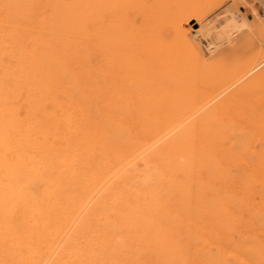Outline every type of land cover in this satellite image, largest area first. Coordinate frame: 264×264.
<instances>
[{"label":"bare ground","instance_id":"6f19581e","mask_svg":"<svg viewBox=\"0 0 264 264\" xmlns=\"http://www.w3.org/2000/svg\"><path fill=\"white\" fill-rule=\"evenodd\" d=\"M146 1L0 0V264H149L152 247L167 249V220L218 215L215 197L201 194L229 184L221 165L233 128L249 133L244 153L264 143V31L221 55L233 63L217 71L189 38L207 0ZM245 25L226 12L216 43H233ZM43 41L53 64L36 50ZM259 156L258 166L232 159L246 173L264 169Z\"/></svg>","mask_w":264,"mask_h":264},{"label":"rangeland","instance_id":"374dc122","mask_svg":"<svg viewBox=\"0 0 264 264\" xmlns=\"http://www.w3.org/2000/svg\"><path fill=\"white\" fill-rule=\"evenodd\" d=\"M148 1L149 0H147L145 2V4ZM256 8H258V9H256ZM49 11H50V9L48 10V12ZM228 11L233 13L234 17H236V20L239 23L246 24L245 25L246 28L244 27L243 30L239 33L240 35L239 34L237 35L236 39L239 41L235 40L233 43H230V44L226 43V42L225 43L223 42L224 44H218V43H216L217 41L214 39L215 35H214L213 27L217 26V23L219 24L220 22L221 23L223 22V16H225L226 12H228ZM201 12H202L201 14L203 15V17L201 15V18H202V19H200L201 21L199 20L198 22L194 21L191 23L192 29L190 31L189 38L193 39V42H194L193 44H194L195 48L197 49V51H198V49L201 50V52H199L200 50L198 52L201 53V57H202L204 63H206V64L208 63L209 65H211V67L215 66L214 68H216L217 71H219V70L223 71V68L225 70V68L226 69L229 68V65L231 66L230 63H233V62H229V60H228V62L225 61L224 64L223 63L221 64V62L219 64V58L221 55L228 53L230 50L233 49L234 45H237L238 42H240L241 40H245L246 37L248 39L254 38V40H256V42H257L263 34L260 31L261 30L264 31V29L261 28V27L264 28V0H207L205 5H203ZM143 15H144L143 16L144 18L142 17L140 23H141L142 27L145 28V29H143L144 34L146 36H148V38H149L150 34H151V26H150L151 20H150V18L152 16V10H150V9L147 10V13H145ZM256 25L258 26V28ZM260 25H261V27H260ZM202 27H204V28H202ZM258 29H260V30H258ZM197 32H199V33H197ZM197 34H199V36ZM208 35H210V36H208ZM252 36H253V38H252ZM41 43L36 47V50L38 52L44 51V53H43L44 57H46V54H47L49 64H53L54 62L52 61V58H51L53 50H52L51 46H49V44L46 41H43ZM216 45H218V48H216ZM66 47H67V49H72L73 45H72V43H69L68 45H65V48ZM234 47H236V46H234ZM41 50H43V51H41ZM213 50H215V51H213ZM225 50H227V51H225ZM221 51L223 53H220ZM203 53H204L205 57H204V55L202 56ZM209 56H210V58H209ZM210 60H212V61H210ZM233 60H235V59H233ZM219 65L220 66L223 65V66H221L222 68ZM237 66H240V64ZM245 83H247V82H245ZM174 104H175V106H174ZM178 104L182 105V106L180 107ZM178 104L176 105V102L171 103V105L173 107V108L171 107V110L173 111L174 114L180 113L181 111L185 110V108H187L189 106V102L185 101V99L183 102L178 103ZM231 113H227V115H226L224 112V114H225L224 117L228 116L225 119H230V118L231 119L232 118L233 119H239V118L240 119H250L248 117H246V118L244 116L242 117V115L237 114V113L233 117V116H231V115H233V112H231ZM228 123H229V125H231L232 121L229 120ZM231 139H233V140H231V143L225 142V140H224V144L226 146H228V148H229V151H230L229 159L232 161H230L229 159H226L224 162L225 164L221 165V168L224 171H226V173H227V177L229 180V181H227V183H229V184L227 185L226 183H222L221 181L215 182L216 184H214V186H216L217 189H216V187H214V189L212 190L213 192L211 193V192H209L210 188H207L201 194V196H202L201 201L204 200L203 202L207 201L206 197L210 198L211 195H213L215 197L213 204H214V207H216V211H218V215H212V218L215 222L212 220V218H211V220H209L207 222L206 218L202 217V214L200 216L188 215V217L186 214H184V216L180 215L179 216L180 218L178 216H174L173 218H170L171 221L167 220L168 222L166 224H164V226L161 228L163 231V234L166 233V235H167L166 236L167 241H168V242H166L167 249L165 250V248H163L161 246V243L158 242L157 245L152 247L150 249V251H148V253H146V258L149 257V259H148L149 264H151L155 261V256L157 258L160 257L162 259L160 262H158V264H179V263L185 264V262H186V264L187 263L188 264H243V262H244V264L245 263L246 264H264V230H263L264 229V208H262V207H264V206H262V205H264V186H263L264 185V181H263L264 169H262L260 167H258V169L256 168V166H258L261 163V161H260L261 159L259 158L261 155L259 156V153L260 154L264 153V143H262L258 140L257 142L253 143V145L250 144L247 146V147H249V149H247V151L244 153L243 150L245 148L246 142L249 140V133L245 129L239 128V126H235V129L233 128V131L231 134ZM252 146H254L255 148H252ZM241 153H242V155H241ZM232 158L234 160L235 159L241 160V159L245 158V160L248 159V160L252 161V164H254L256 166H253L254 168L250 169L251 171L245 173L244 171L239 169L238 166L234 165V163H233L234 160ZM227 166H228V168H227ZM224 167H226V168H224ZM235 168H236V170H235ZM238 170H240V171H238ZM259 171L261 173H259ZM256 173H259V174H256ZM250 174H254V175L259 177L257 179V184H256V182H251L249 180L248 177ZM240 175H242V176H240ZM235 181H236V184H235ZM224 185H226V187H224ZM252 186H253V188H252ZM218 188H219V190H218ZM225 190L227 191L228 194L226 193ZM217 191H220V193ZM251 192L253 193V195ZM243 193H244V196H242ZM229 194H231V195H229ZM248 195H250V197H248ZM233 196H235V197H233ZM238 197H240L241 199ZM257 197H259V199H261L262 201L259 200ZM248 198H250V199H248ZM256 204H257V206H256ZM225 205H226V207H225ZM182 206H183L182 202L176 203V207H178L177 209H180V210H181V208L183 209L184 207H182ZM227 206H229V207H227ZM204 208H205L206 214L209 215L210 214V207L205 206ZM242 211L243 212L245 211V213H243ZM259 211L261 214H259ZM239 213H241V214H239ZM245 214H247V215H245ZM232 216L233 217L236 216V217L233 218ZM197 217H198V219H197ZM176 218H178L179 220ZM194 218L197 219L196 222L193 221ZM235 218H237V219H235ZM217 220H219V221H217ZM251 220H253V221H251ZM172 222H174V223H172ZM175 223L178 225H176ZM255 223H256V225H255ZM170 224L176 225V226H172ZM226 225H228V226L226 227ZM233 226L236 228L238 227V228L237 229L233 228ZM164 227L167 229L165 230ZM258 227H260V228H258ZM217 228L219 230H217ZM170 230H171V232H169ZM212 230H214V231L212 232ZM228 230L229 231L231 230V231L228 232ZM223 231H225L226 233ZM186 232L188 235L186 234ZM195 232H198V234ZM168 233H170V235H168ZM194 234H195V236H194ZM159 235H161L160 232L156 234L157 237ZM179 235H181V236H179ZM189 235H191V236H189ZM177 236H179V237H177ZM186 236H189L190 239H189V237L187 238ZM160 237L161 236H159V238ZM192 237H195V239ZM209 237L212 239H210ZM184 238H185V240H184ZM203 238L205 240L207 239L206 240L207 244L205 243V240H203ZM199 239H200V241H198ZM183 240L186 241L184 246H183V244H184ZM188 240H191V241H188ZM174 241H175V244L177 245V248L176 247L172 248V246L174 245ZM227 241H229V242H227ZM177 243H179V245ZM202 243L203 244L205 243V244L203 245ZM198 244H201L203 247L201 245H200L201 247H199ZM197 246L199 247V249ZM226 246H228V247H226ZM181 247L183 248V250H180V249H182ZM184 247L186 250L184 249ZM192 248L193 249L197 248V250H195V249L193 250ZM224 248H229V249L224 250ZM188 249H189V251H187ZM157 250H159V251H157ZM216 250H217V252H216ZM152 251H154L155 253L154 252L152 253ZM176 252L177 253L182 252V254L179 255ZM172 253L174 256L172 255ZM185 253H189V255L187 254L188 258L185 256ZM197 253H199V254H197ZM213 253H218L221 255V256L219 255L220 261H216L213 259V256H212ZM228 254H229V257L227 256ZM222 255H224L225 257ZM196 256L198 259H196ZM127 257H128V254L125 253L124 258L127 259ZM164 258H166V260H164ZM245 258L248 260H246ZM201 259H202V261H201ZM180 260H182V261H180ZM250 260L252 261V263L249 262Z\"/></svg>","mask_w":264,"mask_h":264}]
</instances>
